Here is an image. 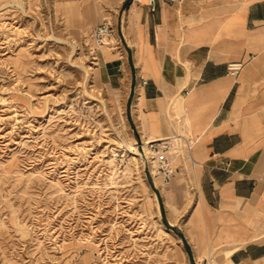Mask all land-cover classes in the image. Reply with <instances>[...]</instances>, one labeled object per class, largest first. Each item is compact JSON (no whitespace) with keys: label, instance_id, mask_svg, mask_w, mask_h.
I'll list each match as a JSON object with an SVG mask.
<instances>
[{"label":"rangeland","instance_id":"obj_1","mask_svg":"<svg viewBox=\"0 0 264 264\" xmlns=\"http://www.w3.org/2000/svg\"><path fill=\"white\" fill-rule=\"evenodd\" d=\"M20 1L0 0V264H231L225 248L243 236L232 240L216 217L223 204L211 201L201 164L187 156L198 142L177 93L164 96L178 138L157 140L171 170L154 155L169 207L132 152L141 132L131 113L137 69L131 80L119 36L128 0L99 10L80 33L79 13L60 0ZM104 21L112 34L96 44L90 31ZM111 51L116 67H101ZM143 80L144 95L161 94ZM225 208L241 232L259 231L261 211Z\"/></svg>","mask_w":264,"mask_h":264},{"label":"crops","instance_id":"obj_2","mask_svg":"<svg viewBox=\"0 0 264 264\" xmlns=\"http://www.w3.org/2000/svg\"><path fill=\"white\" fill-rule=\"evenodd\" d=\"M60 1L61 10L79 13L80 33L86 19L94 21L111 4L120 9L127 0H100L101 9L98 0ZM119 36L131 80L136 67L143 83L149 80L152 91L161 92L144 95L140 82L137 105L153 109L149 120L163 135L175 130L167 93L183 94L181 115L198 142L193 164L202 166L211 201L223 204L216 217L225 221L232 240L243 236L231 244L238 247L227 257L230 263L264 264V0H128ZM115 58L111 51L101 67L111 68ZM229 62L240 63L236 73L228 70ZM169 183L173 189L175 180ZM225 206L242 216L261 211L259 231L241 232L237 217L224 214Z\"/></svg>","mask_w":264,"mask_h":264},{"label":"bare ground","instance_id":"obj_3","mask_svg":"<svg viewBox=\"0 0 264 264\" xmlns=\"http://www.w3.org/2000/svg\"><path fill=\"white\" fill-rule=\"evenodd\" d=\"M14 1L17 2V4H19L20 6L22 5V1H20V0H14ZM91 31H90V34H91ZM67 41H69L70 44H71V51H72L71 53H76L77 49L79 47L78 44L76 42L72 41V40H67ZM83 67L87 68L85 65H83ZM136 78H137V82L135 84V89H134L133 96H132L131 113H132V115H134L138 119L137 122L141 123V132H140V138L139 139H135V141L133 143V147L135 148V150H133L132 152L135 155H137V156H139L141 158V160L143 161L145 167L148 166V170L151 172V174L154 177V179L157 182H159V187H160L161 191L163 192V194L165 195V198H166L165 199L166 200V205L169 207L170 201H169V198H168L167 192H166L167 191L166 182L163 180V178H161V176L159 174L158 167H157V165L155 163V159H154V152L151 149L150 145H151V142H153V141L157 142L156 140H158V139H161L162 142H164L167 139L169 141L176 140L178 137H177V134L173 133V132L169 133L168 135H163L160 132V127L158 128V125L156 127L153 126L151 124L150 120H149V111L150 110L152 111L153 109L148 110V112H142V109L137 105V100H138V97L140 95V86H141V83H140V80H139V78H140V71L139 70L137 71ZM159 99H160V101H162V96H159ZM182 99H183V94L177 92V96H176V98H174V104L179 106V103H180V101H182ZM166 102L168 103L169 99ZM166 109H168L167 105H166ZM170 125H171V128L175 127L174 123H172V122H170ZM157 128L159 129V131H155V129H157ZM178 132H180V131H178ZM158 143H160V142H158ZM124 144L126 145V143H124ZM187 156H188L190 162L193 164L195 162V159L193 158L191 151L187 152ZM168 170H171L169 164H168ZM184 229H185V231H184L185 235L191 241V245H192L194 251L196 252V254H199V246H198L196 240L193 238L189 226L185 227ZM237 247H238V245H233V246H231L229 248H226L225 249V256L229 257L231 255V253ZM204 262H205V259L202 262V264H204Z\"/></svg>","mask_w":264,"mask_h":264},{"label":"built area","instance_id":"obj_4","mask_svg":"<svg viewBox=\"0 0 264 264\" xmlns=\"http://www.w3.org/2000/svg\"><path fill=\"white\" fill-rule=\"evenodd\" d=\"M139 1V0H136ZM111 25L109 22L104 21L101 23H98L91 31L92 38L96 44H102L107 41L109 36L112 34L111 32ZM228 70L231 73H236L237 70L240 67L239 62H229L227 64ZM157 141V140H156ZM161 143L157 142H151L150 147L152 148L156 160L164 167L166 171L168 170V162H167V153H166V145L160 146Z\"/></svg>","mask_w":264,"mask_h":264}]
</instances>
